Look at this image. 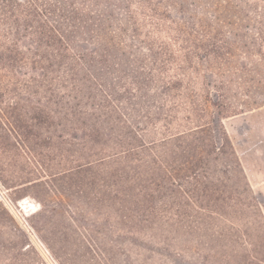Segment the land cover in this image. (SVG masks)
Segmentation results:
<instances>
[{"label": "trees", "instance_id": "16d2710c", "mask_svg": "<svg viewBox=\"0 0 264 264\" xmlns=\"http://www.w3.org/2000/svg\"><path fill=\"white\" fill-rule=\"evenodd\" d=\"M52 1L0 0V159L18 153L17 187L42 188L54 250L67 264H264V202L222 124L264 105V0H245L241 23L219 0H196L225 9L216 21L121 0L123 22L119 0ZM233 88L249 101L232 105ZM32 254L0 203V264H45Z\"/></svg>", "mask_w": 264, "mask_h": 264}, {"label": "rangeland", "instance_id": "374dc122", "mask_svg": "<svg viewBox=\"0 0 264 264\" xmlns=\"http://www.w3.org/2000/svg\"><path fill=\"white\" fill-rule=\"evenodd\" d=\"M94 1H96L97 4H101L102 2V0ZM244 1L245 0H219L226 10L233 8L232 11L234 15L230 19L234 23H241L238 17H240V11H244ZM253 1L259 2L260 0ZM52 2H57L65 9H68L70 6L82 9L87 1L53 0ZM201 2L202 3H199L196 0H189L187 2L176 0V3L181 5V8L185 9L187 14L183 15L182 10H179L177 6L167 8V11L171 18L176 21L184 20L187 15H196L198 18H207L211 21H216L218 15H226L225 9L216 11L207 3L205 4V1ZM117 4L120 8H116V16L123 22L126 16L122 8L123 2L119 0ZM250 18L255 20L257 17L250 14ZM132 44L133 43H131V45ZM239 93V89L233 88L231 94L237 97V99L230 100L232 105H236L239 102L243 103V101H249L246 96ZM216 94V92H213V95L216 96ZM212 101H214L213 103H218L216 97H213ZM238 109L240 112L243 111V113L229 112V114L222 119V124L240 161L251 190L260 201L264 202V105L252 110H244L240 107ZM26 171L27 167L24 158L18 155V153L12 152L2 156L0 159V203L3 204L20 227L27 233L35 250V254H32L33 258L37 256V258L45 264H67L63 255L54 250L49 235L41 230L40 224L44 219V215L42 214L49 206L48 201L43 196L42 188L26 186L23 188L17 187L20 183L18 182V177L24 175ZM33 179L36 181L38 177H34ZM33 227L38 229V231L40 230V232L34 230ZM135 242L137 244L136 249H141L144 251L143 253L147 255L145 252L147 241L137 239ZM129 262H132V260Z\"/></svg>", "mask_w": 264, "mask_h": 264}]
</instances>
